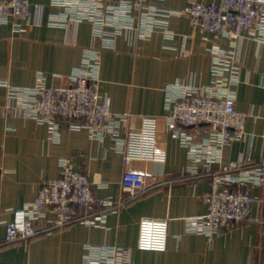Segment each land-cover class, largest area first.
Listing matches in <instances>:
<instances>
[{"label": "crops", "instance_id": "1", "mask_svg": "<svg viewBox=\"0 0 264 264\" xmlns=\"http://www.w3.org/2000/svg\"><path fill=\"white\" fill-rule=\"evenodd\" d=\"M31 1L42 4L46 13L62 11L50 6V0ZM149 1L182 10L194 2L209 0ZM168 27L172 36L159 30L147 39L130 32L119 35L114 48L102 51L100 82L110 110L127 117L121 127L122 136L139 130L146 117L157 119L156 146L164 151V161L134 159L126 164L111 137L94 139L87 130L70 129L65 122H61L59 137L55 138L48 124L5 113L7 87L0 83V239L5 236L13 211L34 201L43 183L62 174L61 158L69 159L75 170L89 177L99 198L117 200L123 195L125 171L147 177V190L116 212H107L101 225L76 222L7 244L0 248V264H83L87 243L124 247L130 251V264H264V226L259 221L264 216V186L249 188L255 198L250 221L212 237L186 231V217L208 212L210 180L184 175L191 166L188 149L170 136L164 117L168 84H210L212 47L234 50L241 63L236 109L247 115L246 137L224 147L223 162L261 160L264 44L248 36L234 40L193 26L187 15L171 16ZM91 33L88 21L67 28L29 22L19 35L13 33L10 24L0 25V81L32 86L43 74L48 84L68 85L70 74L81 63L83 49L92 44ZM207 131V126L190 129L197 140ZM143 217L169 219L165 251L137 247ZM42 224L37 222V226Z\"/></svg>", "mask_w": 264, "mask_h": 264}, {"label": "built area", "instance_id": "2", "mask_svg": "<svg viewBox=\"0 0 264 264\" xmlns=\"http://www.w3.org/2000/svg\"><path fill=\"white\" fill-rule=\"evenodd\" d=\"M50 6L62 11L46 13L42 4L31 0H0V25L10 24L13 33L19 35L29 22L67 28L88 21L92 44L83 49L81 63L70 74L68 85L48 84L43 74L32 86L0 81L7 87L4 111L48 124L55 138L59 137L61 122L73 130H87L94 139L111 137L126 164L134 159L161 162L165 153L156 146V118H144L139 130L122 136L121 127L127 117L114 114L101 93V54L103 49L115 47L119 35L130 32L147 39L159 30L172 36L169 18L187 15L193 26L234 40L248 36L264 44V0L199 1L182 10L165 8L149 0H50ZM211 53L213 81L204 86L182 81L170 83L165 88L164 100L167 130L188 149L191 166L184 175L210 180L208 212L186 217L185 229L210 237L250 221L255 198L249 188L264 186V156L252 163L223 162L224 147L246 137L247 115L236 109V86L241 81V63L236 52L215 45ZM201 126H207L208 131L197 140L190 129ZM59 164L62 174L43 183L34 201L13 211V218L6 223L5 236L0 239V248L76 222L101 225L107 212H116L147 190L146 175L128 170L121 182L123 195L117 200L99 198L89 177L75 170L69 159L61 158ZM259 221L264 226V216ZM37 222H42V226H37ZM168 232L167 217H143L137 247L165 251ZM130 258V251L124 247L87 243L82 263L130 264Z\"/></svg>", "mask_w": 264, "mask_h": 264}]
</instances>
